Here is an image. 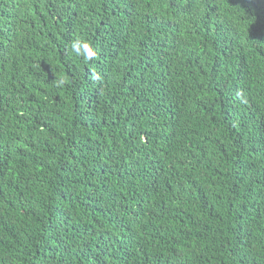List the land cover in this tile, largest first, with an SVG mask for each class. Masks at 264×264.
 <instances>
[{"label": "trees", "instance_id": "trees-1", "mask_svg": "<svg viewBox=\"0 0 264 264\" xmlns=\"http://www.w3.org/2000/svg\"><path fill=\"white\" fill-rule=\"evenodd\" d=\"M0 264H264V0H0Z\"/></svg>", "mask_w": 264, "mask_h": 264}, {"label": "clouds", "instance_id": "clouds-1", "mask_svg": "<svg viewBox=\"0 0 264 264\" xmlns=\"http://www.w3.org/2000/svg\"><path fill=\"white\" fill-rule=\"evenodd\" d=\"M71 50L74 52L77 56L83 57L87 61H92L95 59L97 52L96 49L88 42L81 40V39H74L71 42ZM95 79H100L99 74H94ZM64 83V81L58 80L57 85L60 86Z\"/></svg>", "mask_w": 264, "mask_h": 264}]
</instances>
